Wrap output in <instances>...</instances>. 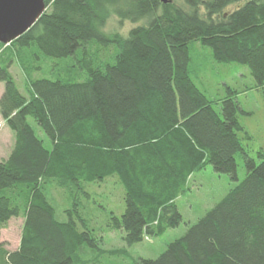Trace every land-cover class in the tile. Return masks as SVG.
Wrapping results in <instances>:
<instances>
[{
    "label": "trees",
    "instance_id": "16d2710c",
    "mask_svg": "<svg viewBox=\"0 0 264 264\" xmlns=\"http://www.w3.org/2000/svg\"><path fill=\"white\" fill-rule=\"evenodd\" d=\"M166 1L45 0L31 28L0 44V116L15 140L0 161V230L22 219L18 248L0 243V264H73L85 246L104 252L76 202L66 221L56 219L52 190L72 197L115 176L124 212L111 215L108 228L131 246L180 225L176 201L193 174L211 165L236 180L237 155L243 180L159 257L133 263L264 264V150L253 158L242 142L249 135L238 92L228 87L220 101L210 100L189 68V46L198 42L215 63L249 68L263 87L264 0ZM109 16L136 26L125 38L107 36ZM77 55L76 67L45 62L46 78L34 77L41 67L28 63ZM13 64L25 76V95Z\"/></svg>",
    "mask_w": 264,
    "mask_h": 264
},
{
    "label": "rangeland",
    "instance_id": "374dc122",
    "mask_svg": "<svg viewBox=\"0 0 264 264\" xmlns=\"http://www.w3.org/2000/svg\"><path fill=\"white\" fill-rule=\"evenodd\" d=\"M237 6V4L229 6L225 10H234ZM135 26L131 22H119V19L109 16L104 27H102V31L107 36L120 35L125 38L129 30ZM189 47L191 78L198 88L205 92L208 99L220 101L226 96L228 87L238 92L236 97L239 106L244 111L239 119L249 135V139H244L242 142L250 151V156L256 158V152L264 150V86L260 88L255 86V80L250 74V69L246 66L215 63L211 49L207 46H201L198 42L191 43ZM77 59L78 55L75 59L54 60L46 58L44 61L43 59L37 60L32 56L28 59V63L34 66L38 64L41 67V69H33L34 77L46 78L50 76L47 73L48 68L45 62L50 66L53 63L61 62L76 67ZM10 73L15 77L20 92L25 95L23 86L25 76L21 70L13 64ZM80 78L83 79V76ZM3 90V84H0V92ZM215 110H219L217 106ZM28 122L37 137L42 139L44 146L49 149L50 142L40 128L36 126L32 118H29ZM14 141L12 131L0 116V161L7 159ZM235 162L236 180L231 179L226 174L215 173L211 165L199 173L193 174L187 184L188 190L176 201L182 218L180 225L167 230L159 237H149L131 246H126L123 242L124 233L122 231L109 230L108 228L111 215L116 217L124 212V191L115 176L108 177L102 182L87 183L83 187V193H76L72 197L64 192L60 195L58 191L52 190L48 194V199L55 207L56 219L59 222L68 219L66 210H73L76 202L77 211L80 212V217L86 222V227L101 236L102 239L99 248L104 251L103 253L85 246L75 255L73 264H86V261H89V264H134L133 262L139 259L150 260L159 257L171 242L181 238L192 225L202 219L205 213L212 210L214 205L219 203L227 193L243 180L246 172L240 155L235 157ZM5 226L0 230V243L11 252L18 248L22 219H10ZM78 229L79 231L84 229L80 222ZM107 251H117V254L106 253Z\"/></svg>",
    "mask_w": 264,
    "mask_h": 264
},
{
    "label": "water",
    "instance_id": "95a60500",
    "mask_svg": "<svg viewBox=\"0 0 264 264\" xmlns=\"http://www.w3.org/2000/svg\"><path fill=\"white\" fill-rule=\"evenodd\" d=\"M45 11V0H0V44L22 36Z\"/></svg>",
    "mask_w": 264,
    "mask_h": 264
},
{
    "label": "crops",
    "instance_id": "0c3cea01",
    "mask_svg": "<svg viewBox=\"0 0 264 264\" xmlns=\"http://www.w3.org/2000/svg\"><path fill=\"white\" fill-rule=\"evenodd\" d=\"M3 92H4V90H3ZM3 92L2 91L0 92V96L2 95Z\"/></svg>",
    "mask_w": 264,
    "mask_h": 264
}]
</instances>
